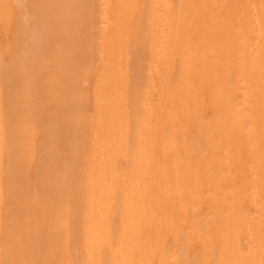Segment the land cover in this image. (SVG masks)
Wrapping results in <instances>:
<instances>
[{"label": "bare ground", "instance_id": "obj_1", "mask_svg": "<svg viewBox=\"0 0 264 264\" xmlns=\"http://www.w3.org/2000/svg\"><path fill=\"white\" fill-rule=\"evenodd\" d=\"M0 264H264V0H0Z\"/></svg>", "mask_w": 264, "mask_h": 264}, {"label": "rangeland", "instance_id": "obj_2", "mask_svg": "<svg viewBox=\"0 0 264 264\" xmlns=\"http://www.w3.org/2000/svg\"><path fill=\"white\" fill-rule=\"evenodd\" d=\"M91 11H92V8H89V13H91V14H92V12H91ZM91 14H90V15H91ZM86 18H88V17H86ZM85 21H86V20H85ZM85 21H84V22H85ZM86 77H87V76H86ZM89 78H90V77H89ZM89 78L87 77V78H86V81H87V80H89V81H88V82H86V83H84L85 87H87V86H88L87 88H90V87H91V84H92V83H91V80H90ZM89 85H90V87H89Z\"/></svg>", "mask_w": 264, "mask_h": 264}]
</instances>
